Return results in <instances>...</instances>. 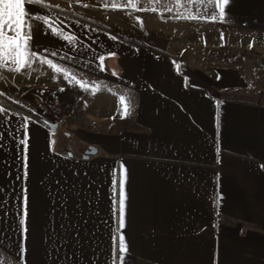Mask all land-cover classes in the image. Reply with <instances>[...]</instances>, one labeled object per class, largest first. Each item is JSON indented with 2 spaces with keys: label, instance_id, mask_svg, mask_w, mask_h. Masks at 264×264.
<instances>
[{
  "label": "crops",
  "instance_id": "1",
  "mask_svg": "<svg viewBox=\"0 0 264 264\" xmlns=\"http://www.w3.org/2000/svg\"><path fill=\"white\" fill-rule=\"evenodd\" d=\"M25 12L41 19L25 17L15 63L5 43L0 82L31 76L0 91L46 121L0 105V264H264V91L238 65L191 61L264 59V0H25ZM41 68L105 86L87 101L88 86L43 84Z\"/></svg>",
  "mask_w": 264,
  "mask_h": 264
},
{
  "label": "rangeland",
  "instance_id": "2",
  "mask_svg": "<svg viewBox=\"0 0 264 264\" xmlns=\"http://www.w3.org/2000/svg\"><path fill=\"white\" fill-rule=\"evenodd\" d=\"M132 17H134V15ZM111 27L120 33L129 34V32L127 30H125V31L121 30V29L117 28V26H115V25H112ZM146 28H147L146 26H143L141 28V30L145 31ZM169 50H171V49H169ZM224 53H225V51L222 50L221 51V55H222L221 58H218L216 53H212L211 55H208V56H205V54H202L199 58L200 60L198 58L195 59V57H192L191 61L196 62V63H200V61H202V59H204L205 60L204 64L207 63L208 61L211 62L214 60L215 64L238 65V67L242 71L245 72L246 76L249 77V79L251 81L250 85H251L252 89L254 91H257V92L264 91V59L263 58L255 57V59L254 58L248 59L247 57H245L246 55H244L242 57L238 56L237 58H230V57H226L225 55H223ZM230 53H232V52H229L228 54H230ZM213 57H215V58H213ZM185 58L186 57H184L183 55L179 58L181 63H182V66L184 65V67H185V63H186V59H187V58L186 59ZM212 64H213V62H212ZM252 67L256 68V70H254V72L251 71V70H253V69H251ZM41 69L42 70H40V74L37 71H35V74L40 75V78H41L40 82H42L43 84L47 83L48 85L50 84L52 86L61 85V87H63V85H64V89H69V88H71L69 86L70 85L69 81L75 80L78 82L77 88H79V86H80L81 91L82 90L85 91L86 87L88 86L89 87L88 91H91V95L89 96L88 99H86L87 101L88 100L91 101V96L93 98V94L95 96L105 86L104 82H100L99 80H95L93 82L87 81L86 79L79 78L78 75H75L71 72H66V71L62 70L61 68H59L58 72H56V70H52L51 72H48L47 70H45V68H41ZM44 70H45V72H44ZM54 71L56 72L55 74H53ZM29 76H31L30 73L29 74H24V73L19 74L18 73L17 76L13 77V80L9 83L1 81L0 87L2 89H5V88L7 89V88L14 86L19 81H24L25 79L26 80L24 82L29 81V79H28ZM44 105L51 106L48 104H44ZM56 106L61 108L60 105H56ZM51 107H53V106H51ZM61 111H62V109H61Z\"/></svg>",
  "mask_w": 264,
  "mask_h": 264
},
{
  "label": "snow or ice",
  "instance_id": "3",
  "mask_svg": "<svg viewBox=\"0 0 264 264\" xmlns=\"http://www.w3.org/2000/svg\"><path fill=\"white\" fill-rule=\"evenodd\" d=\"M227 2V0H225ZM30 11V10H29ZM221 14H223V8H221ZM28 17L29 21H33L30 25L31 28L36 29L34 23L35 20L41 19L40 17L28 15L25 12V0H0V55H4L5 43L7 45V54L12 59V62H16V56L19 55V49L22 47H27V40H24L21 35V29L26 25L27 21L25 17ZM47 23V21H44ZM7 32L13 33V35H6ZM56 28L52 27L49 34L55 33ZM67 39V37L65 38ZM55 55V53H53ZM123 100V97H121ZM23 145L27 143L23 139L20 141ZM23 151V149H22ZM120 213H121V227H123V213H124V198L121 192L120 198ZM124 237L119 238L120 241V251H124ZM123 259V257H121Z\"/></svg>",
  "mask_w": 264,
  "mask_h": 264
},
{
  "label": "trees",
  "instance_id": "4",
  "mask_svg": "<svg viewBox=\"0 0 264 264\" xmlns=\"http://www.w3.org/2000/svg\"><path fill=\"white\" fill-rule=\"evenodd\" d=\"M84 19L90 21L91 23H94L96 26H99L103 29H106L107 31H109L110 33H112L113 35H115L116 37L120 38V39H124V40H130V38H127V37H122L120 34H118L116 32L115 29L111 28L110 26L96 20V19H92V18H88V17H83ZM0 105L6 107V108H9V109H12V110H15V111H18V112H21L23 114H26L30 117H33V118H36L40 121H46L44 119V117H42L41 113L35 111L34 109L18 102V101H15L13 100L12 98H10L9 96H7L5 93L1 92L0 91Z\"/></svg>",
  "mask_w": 264,
  "mask_h": 264
},
{
  "label": "water",
  "instance_id": "5",
  "mask_svg": "<svg viewBox=\"0 0 264 264\" xmlns=\"http://www.w3.org/2000/svg\"><path fill=\"white\" fill-rule=\"evenodd\" d=\"M49 125L52 126L53 128L55 127V124L53 123H49ZM96 152H97L96 146L88 145L83 155L85 158H88L90 155L95 154Z\"/></svg>",
  "mask_w": 264,
  "mask_h": 264
},
{
  "label": "built area",
  "instance_id": "6",
  "mask_svg": "<svg viewBox=\"0 0 264 264\" xmlns=\"http://www.w3.org/2000/svg\"><path fill=\"white\" fill-rule=\"evenodd\" d=\"M43 108H44V112H52L55 115H59L62 112L61 108L58 106L51 107V106L44 105Z\"/></svg>",
  "mask_w": 264,
  "mask_h": 264
}]
</instances>
